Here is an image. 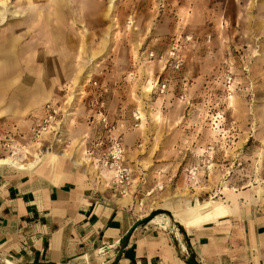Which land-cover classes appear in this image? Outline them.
I'll return each mask as SVG.
<instances>
[{
  "label": "rangeland",
  "instance_id": "1",
  "mask_svg": "<svg viewBox=\"0 0 264 264\" xmlns=\"http://www.w3.org/2000/svg\"><path fill=\"white\" fill-rule=\"evenodd\" d=\"M0 11V38L17 37L20 53L43 33L55 43L34 68L43 64L46 74L38 80L49 100L42 112L47 104L58 109L50 131L3 147L4 157L26 163L48 149L73 155L79 146L91 167L88 150L100 154L121 138L132 170L126 193L144 177L138 167L149 174L143 187L154 182L156 153L171 133L164 118L173 113L167 182L137 197L146 198L150 221L163 217L153 224L177 228L162 207L172 199L192 198L206 212L208 203H233L253 187L263 194L264 0H0ZM60 37L74 43L67 50L76 61H58ZM25 65L20 56L19 76ZM94 107L96 124L85 127Z\"/></svg>",
  "mask_w": 264,
  "mask_h": 264
},
{
  "label": "crops",
  "instance_id": "2",
  "mask_svg": "<svg viewBox=\"0 0 264 264\" xmlns=\"http://www.w3.org/2000/svg\"><path fill=\"white\" fill-rule=\"evenodd\" d=\"M51 44L55 43L43 33L36 43L22 44L27 49L20 53L17 37L0 38V158L8 151L3 147L18 148L29 133L39 136L32 119L43 115L47 96L38 80L46 74L44 66L34 68V62L50 59L49 49L43 47ZM57 44L62 46L60 63L77 60V53L67 50L74 43L60 37ZM33 46L39 47L30 48ZM20 56L25 57L26 65L25 74L19 76ZM75 109L80 114L81 106ZM88 109L91 119L84 121L85 127L96 124L97 108ZM168 117L164 120L166 125L170 123L171 133L165 130L164 145L156 153L158 175L143 187L149 174L138 167L144 177L124 194L113 180L112 170L103 165L108 149L100 154L88 150L96 161L91 167L84 162L87 152L79 150L66 159L45 157V163L25 171L0 166V264H264V192L259 195L257 188L240 199L235 195L233 203H218L229 213L196 227L184 224L205 213L192 198L172 199L162 205L176 229L147 219L141 206L146 198L138 202L137 197L145 191L152 194V185L164 187L167 182L163 172L169 162L164 160L173 156L169 148L176 135L173 113ZM78 155L79 165L74 163ZM134 182L138 180L134 178Z\"/></svg>",
  "mask_w": 264,
  "mask_h": 264
},
{
  "label": "bare ground",
  "instance_id": "3",
  "mask_svg": "<svg viewBox=\"0 0 264 264\" xmlns=\"http://www.w3.org/2000/svg\"><path fill=\"white\" fill-rule=\"evenodd\" d=\"M110 8H112V6H110ZM4 14L5 13L3 11H0V18L1 19H4V16H3ZM76 83H78V81L75 82V86H76ZM45 102H49L48 98L45 99ZM242 120H244V118ZM62 144H63V138H57L56 139V145L59 148H61ZM76 147L78 148V150L80 152L79 146H76ZM55 151L56 150H54V149H53V151L51 149H48L46 152H44V153L42 152L41 155L35 154V159L31 162H26V163L22 162L18 158L12 157V156L0 158V166H9V167H13L17 170L25 171V170H28L30 168H33L35 166H38V165L45 163V160H43L45 157H48L49 159L56 161L59 158L66 159L68 156V154H66V152L64 153L62 151H59V152H55ZM42 154L47 155V156H42ZM80 160H81V155H78V156H76V159H74V163L79 165V164H81ZM208 205H212V208L209 209L208 211H206L205 213L198 214V215L194 216L193 218H191L189 221L184 222L185 226L186 227H196V226H199L206 221L216 219L220 216H223V215H226L229 213V210L222 204H218L216 202H211V203H208ZM162 221H163V217L156 216L152 220V223H162Z\"/></svg>",
  "mask_w": 264,
  "mask_h": 264
},
{
  "label": "built area",
  "instance_id": "4",
  "mask_svg": "<svg viewBox=\"0 0 264 264\" xmlns=\"http://www.w3.org/2000/svg\"><path fill=\"white\" fill-rule=\"evenodd\" d=\"M153 56V54H151ZM164 87H166L164 85ZM58 115V109L52 104H47L43 109V117L36 120V127L39 133L48 132L53 128V123ZM14 154V153H13ZM105 167L113 172V177L125 193L131 184V171L124 162V148L121 138H114L107 155L102 161Z\"/></svg>",
  "mask_w": 264,
  "mask_h": 264
},
{
  "label": "water",
  "instance_id": "5",
  "mask_svg": "<svg viewBox=\"0 0 264 264\" xmlns=\"http://www.w3.org/2000/svg\"><path fill=\"white\" fill-rule=\"evenodd\" d=\"M147 219L151 220L152 219V216H148ZM194 264V263H193Z\"/></svg>",
  "mask_w": 264,
  "mask_h": 264
}]
</instances>
